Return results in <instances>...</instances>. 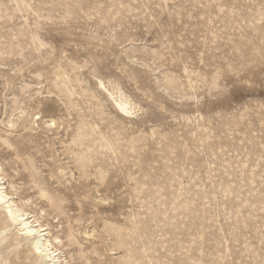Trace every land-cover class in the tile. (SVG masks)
<instances>
[{
	"label": "rangeland",
	"instance_id": "rangeland-1",
	"mask_svg": "<svg viewBox=\"0 0 264 264\" xmlns=\"http://www.w3.org/2000/svg\"><path fill=\"white\" fill-rule=\"evenodd\" d=\"M0 168L67 264H264V0H0Z\"/></svg>",
	"mask_w": 264,
	"mask_h": 264
},
{
	"label": "bare ground",
	"instance_id": "bare-ground-1",
	"mask_svg": "<svg viewBox=\"0 0 264 264\" xmlns=\"http://www.w3.org/2000/svg\"><path fill=\"white\" fill-rule=\"evenodd\" d=\"M120 107L127 111L125 105ZM4 184L0 178V264H67L48 228L14 202ZM13 226L15 238L9 240L7 231Z\"/></svg>",
	"mask_w": 264,
	"mask_h": 264
}]
</instances>
